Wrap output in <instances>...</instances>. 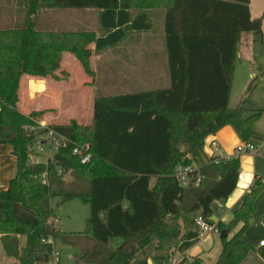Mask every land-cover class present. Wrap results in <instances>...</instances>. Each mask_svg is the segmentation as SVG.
<instances>
[{
    "label": "trees",
    "instance_id": "16d2710c",
    "mask_svg": "<svg viewBox=\"0 0 264 264\" xmlns=\"http://www.w3.org/2000/svg\"><path fill=\"white\" fill-rule=\"evenodd\" d=\"M17 1L16 21L0 20V145L11 146L17 167L8 188H0V201L8 211V218L0 220V241L6 254L19 264H35V255L43 252L42 241L58 238L62 246L82 248L83 264H131L152 244H156L157 260H169L183 240V230L195 229L199 213L214 217V203L226 205L238 184L240 159L208 157L206 139L228 126L243 143L257 137L254 126L263 111L246 116V99L236 109L229 108V100L239 44L244 34L262 36L263 19L252 18L250 0ZM2 9L0 5V16ZM39 9L126 10L132 21L149 10L165 12L169 88L96 96L92 126L76 122L49 126L79 144L90 143L92 161L88 165H82L70 149L60 151L48 167L30 163L33 146L46 130L27 131L38 125L44 113L26 115L21 110V81L24 76L42 78L52 73L29 70L31 50L38 45L35 18ZM193 164L198 167L189 174L188 185L182 186L177 168ZM45 170L49 186L42 184ZM67 175L88 179V190L67 186ZM263 191L262 180L256 178L233 221L217 224L221 232H231L238 224L243 227L231 239L222 238V252L215 264H241L253 251L243 237ZM54 197L80 199L89 205L84 232L48 230L45 218L53 213L40 206ZM13 204L36 212L38 221L31 224L16 219ZM180 264L209 263L188 257Z\"/></svg>",
    "mask_w": 264,
    "mask_h": 264
},
{
    "label": "crops",
    "instance_id": "0c3cea01",
    "mask_svg": "<svg viewBox=\"0 0 264 264\" xmlns=\"http://www.w3.org/2000/svg\"><path fill=\"white\" fill-rule=\"evenodd\" d=\"M9 1L2 6L1 22L16 21V6L18 1ZM250 11L253 19H263V34L261 37L264 43V0H250ZM130 17L131 12L126 10L101 12L91 9H39L35 18L38 45L34 46L31 50L29 70L32 72L47 70L52 73L42 78L31 76H24L22 78L21 110L26 115L34 111L43 112L44 116L39 121L45 123L47 126L69 125L72 122H76L78 125L84 127L92 126L94 123V101L96 96H98V89L103 90V88L109 85L116 84L113 81L117 80L116 74L112 68H109L110 64L115 63L114 60L117 58L116 50L112 51V49L117 48L120 43L126 40L125 29L122 30L119 26L127 25ZM164 21V11L149 10L147 13H143L137 17L132 23L128 37L131 36V39H133L135 36H139L141 41L139 43L125 42L126 49H129V52L136 50L135 56L131 54L130 57L126 58L125 81L121 84H125L126 88L131 91L127 94L153 92L170 87L169 74V82L166 79H163L161 83L157 82L158 70L156 71L155 69L157 66L156 59L143 58V50L147 45L149 49L154 48L155 50L156 47L153 42L157 35H160L164 39ZM112 23L119 24L115 30L116 32L112 29ZM244 35L241 43L245 40ZM249 40H251L252 44L253 42L257 44L255 43V37L245 40L247 44L242 49L241 57L246 61L252 59L255 62L253 46L249 48ZM145 41L152 42L147 43ZM157 49L159 51V48ZM108 50L109 52L112 51L113 55L111 57L107 55V59L104 61V64L107 63L108 65V68H106L107 75L102 76L101 62L103 58L100 57V53ZM137 53L139 54L137 55ZM151 55H154V53ZM255 58L257 60L259 56L255 55ZM103 79L105 81L101 85L100 81ZM256 135L255 141L261 140V136L257 133ZM213 139L219 144L217 152L208 146L209 141ZM241 143L233 128L228 126L216 135L206 139L204 152L208 157L216 156L231 159L234 158V148L238 147ZM257 158L264 160L261 156L251 155H243L240 158L241 173L235 191L229 197L224 210L219 208L217 202L213 205L216 213L212 217L214 224L221 222L224 225H229L234 219L235 211L241 207L244 199L250 193L256 178L261 179L263 183L264 172L258 170ZM16 172V157L12 154L11 146L0 145V188L2 190L8 188ZM66 177L65 180H67ZM69 177L72 178L70 175ZM50 201L53 208L50 211H44L53 213L45 218V224L49 231L55 230L64 233L67 231H72L70 233L82 231L80 229L85 226L86 218H90V207L89 211L83 207L80 216L77 204H74L73 206L77 208L76 211L66 214V217H62L59 212L54 211L55 200L51 199ZM68 202L64 199L59 201L57 210L61 208L65 212L67 207L72 204ZM11 211L16 219L23 222L35 224L38 221L37 217L33 218L32 216L30 220L26 218L27 211L21 204H13ZM7 218L8 211L6 210V204L0 201V220H6ZM61 219L64 220L63 224L61 223ZM256 221L255 214L250 228L243 237L253 247V251L247 255L241 264H264V247H260V242L264 240V225H262L264 221L260 222V226H254ZM242 227L243 224L235 226L231 232H227L226 238L231 239L234 237ZM222 233L220 235L208 234L200 238L197 229H185L183 230V240L172 257L177 260L178 264L188 257H201L207 263L215 264L222 252ZM20 239L22 247H25L27 238L23 236ZM47 243L42 244L43 252ZM0 252H3L9 259L7 264H19L15 258L9 257L6 254L1 241ZM38 254L35 255V264ZM131 264H171V262L167 259L165 261L157 260L156 245L152 244L141 251Z\"/></svg>",
    "mask_w": 264,
    "mask_h": 264
},
{
    "label": "rangeland",
    "instance_id": "374dc122",
    "mask_svg": "<svg viewBox=\"0 0 264 264\" xmlns=\"http://www.w3.org/2000/svg\"><path fill=\"white\" fill-rule=\"evenodd\" d=\"M1 6L5 5V1L1 0ZM18 7V6H17ZM20 9V8H18ZM17 9V14L20 16H23V13L21 11H18ZM135 20H131L127 25L123 26L119 24L112 23V29L114 32L119 26L120 29H125V36L126 40L123 43H120L117 48L112 49L116 50V60L115 63L110 64L109 68H112L113 72L116 74V79L113 80L116 82L115 85H109L106 88L98 89L97 94L98 96H117V95H123L130 93L131 91L126 88L125 84H121L122 82L125 81V63H126V58L130 57L131 54L135 56L136 50L129 52V49H126V43L125 42H134V43H139L141 41L140 37H136L131 39L132 37H128V33L130 32V28L132 23ZM127 27L128 30H127ZM132 30V29H131ZM252 37H255L257 44H252L251 40L248 41V44H250L249 48L251 46L253 49V57L255 59V62L251 59L246 61L244 58L241 57L242 49L243 47H246L245 45L247 42L245 40L250 39ZM131 39V40H130ZM244 41L239 45V56L237 58L236 62V69L234 73V79L232 83V89H231V94H230V100H229V108L230 109H236L245 99V104L244 107L247 110L246 116H249L251 113H253L256 110L263 111L262 116L259 118V120L256 122L254 126V132H256L259 136H261V140H264V43L262 40L261 36H256L253 34H245L244 35ZM128 42V43H129ZM145 42H152V41H145ZM127 43V44H128ZM154 46L156 47L155 50L154 48L149 49L148 45L147 47L143 50V58H148V59H153L157 61V66H156V71L158 70L157 74V82L161 83L163 79L169 82L168 80V73H167V55L165 51V46H164V39L160 37V35H157L155 37V41L153 42ZM152 44V43H151ZM159 48V51L158 49ZM112 51H103L100 53V57L103 58V61L101 62L102 65V70L101 74L102 76L107 75V69L108 65L107 63L104 64L105 59H107V55L111 57L113 55ZM155 51V52H154ZM154 55H151L153 54ZM139 53H137L138 55ZM255 55L259 56V58L256 60ZM161 60V61H160ZM160 62V63H159ZM154 77V76H152ZM257 77V79L253 82V79ZM104 78V77H103ZM104 79L100 81L101 85L104 83ZM170 85V82H169ZM251 88V94L246 98V94ZM236 148V147H235ZM234 148V149H235ZM225 159V158H222ZM227 160V159H225ZM257 162V168L258 170L264 172V160L261 158L256 159ZM193 169H196L198 165L193 164L191 166ZM71 176V175H70ZM72 178L69 177V175L66 177L67 180V186H76L77 190L80 192H86L89 188V180L84 178H79L77 180L76 177L71 176ZM264 183V180H263ZM53 201L55 200V210L57 213L62 217H66V214H71L76 211V206H73L74 204H77V207L79 209V215L81 216L82 213V208L85 207L89 211V205L85 204L83 201L80 199H74L72 201H69L68 203L70 206L67 207L66 211L64 212L59 208L57 210V205L59 201H62V197H54L52 198ZM51 199L46 200L41 206L40 209L42 211H50L52 207L51 204ZM27 211V217L29 220L33 216V218L37 217L38 215L36 212L29 210L25 208ZM89 216V215H88ZM87 219L85 220V226L81 227L80 230L82 231H77L74 233H82L86 230V224H87ZM256 224L254 226H260V222L264 221V191L263 193L258 197V210L256 213ZM63 221L61 219V223L63 224ZM28 223V222H26ZM51 229V227H49ZM64 228V227H63ZM49 230V229H48ZM72 231H67L66 233H70ZM43 244V242H42ZM156 245V244H155ZM88 246V242L84 243V247ZM82 248L80 247H65L62 246L61 241L58 238H54L52 242H48L46 244V248L44 252L38 254L36 256V264H83L82 260L80 259L82 256ZM59 252L60 257L56 259L54 257V253ZM9 259L6 257V255L3 252H0V264H7Z\"/></svg>",
    "mask_w": 264,
    "mask_h": 264
},
{
    "label": "built area",
    "instance_id": "2783aa9c",
    "mask_svg": "<svg viewBox=\"0 0 264 264\" xmlns=\"http://www.w3.org/2000/svg\"><path fill=\"white\" fill-rule=\"evenodd\" d=\"M46 132L38 136V140L33 146L30 153V163L34 166L44 165L48 167L51 161L55 162V156L62 150H71L72 155L82 165H88L92 161L91 144H79L72 140L69 136L58 132L54 129L49 128L45 123L38 122L37 126H30L27 128L29 133L35 134L39 131ZM208 146L215 152L219 149L218 142L213 139L209 141ZM243 155L261 156L264 159V140L262 141H251L247 143H241L235 148L233 156L236 159H240ZM193 171L192 167L179 166L177 168V180L182 186H187L189 183V174ZM62 171L59 170V175ZM42 184L45 186L50 185L49 172L45 170L42 175ZM219 208H225L224 204L218 203ZM264 225V222H262ZM195 229H197L200 238L205 237L208 234H221V230L217 224H214L212 217H205L199 213L195 219ZM52 242V238L42 241ZM260 247H264V240L260 242ZM56 259L59 258V252L54 253ZM171 264H178L177 260L171 257Z\"/></svg>",
    "mask_w": 264,
    "mask_h": 264
},
{
    "label": "water",
    "instance_id": "95a60500",
    "mask_svg": "<svg viewBox=\"0 0 264 264\" xmlns=\"http://www.w3.org/2000/svg\"><path fill=\"white\" fill-rule=\"evenodd\" d=\"M222 238H226L227 237V231H224L223 233H222V236H221Z\"/></svg>",
    "mask_w": 264,
    "mask_h": 264
}]
</instances>
